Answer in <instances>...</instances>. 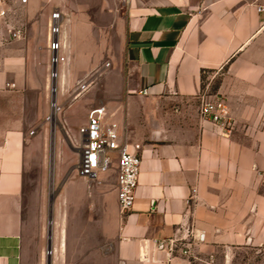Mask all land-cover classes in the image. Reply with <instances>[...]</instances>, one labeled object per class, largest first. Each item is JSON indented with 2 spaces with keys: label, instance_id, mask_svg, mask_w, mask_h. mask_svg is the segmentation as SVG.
I'll list each match as a JSON object with an SVG mask.
<instances>
[{
  "label": "crops",
  "instance_id": "0c3cea01",
  "mask_svg": "<svg viewBox=\"0 0 264 264\" xmlns=\"http://www.w3.org/2000/svg\"><path fill=\"white\" fill-rule=\"evenodd\" d=\"M257 5L0 0V264H43L39 221L23 204L27 128L23 119H9L8 110L23 109L34 96L33 135L41 128L47 84L40 59L56 11L67 57L71 21L113 20L119 55L102 106L129 149L140 145L133 206L119 216L115 183L100 255L113 264H229L234 249L264 245V12ZM204 92L228 106V135L198 120ZM63 120L71 124L70 113ZM188 230L205 236L193 247L196 260L169 257L162 243Z\"/></svg>",
  "mask_w": 264,
  "mask_h": 264
},
{
  "label": "rangeland",
  "instance_id": "374dc122",
  "mask_svg": "<svg viewBox=\"0 0 264 264\" xmlns=\"http://www.w3.org/2000/svg\"><path fill=\"white\" fill-rule=\"evenodd\" d=\"M50 24L51 19L47 22L48 45L40 59V71L47 84L44 96L46 111L41 128L32 134L36 125L29 121L38 117L34 96L33 99L27 96L29 102H26L23 109L10 107L8 110L9 119H23L27 128L24 208L31 214L32 219L38 218L43 264H46L47 258L50 264H113L111 260L100 255L98 247L113 220L112 198L116 176L114 166L99 174L89 191L86 181L78 174L76 165L79 160L78 129L85 124L88 111L102 105V91H112L113 88L110 82L115 70L112 61L119 55L116 51L119 30L110 19L71 21L72 50L71 57H67L64 53L66 43L62 38L64 22L59 24L57 55L63 60L56 66L55 102L59 110L56 113L52 136L54 148L50 178L49 148L52 123L47 120L51 109L52 81ZM106 79L108 83H104ZM87 82V89L81 92L79 87ZM206 83L204 79L203 88L207 87ZM214 85L211 84L212 87ZM69 113L72 122L66 124L63 118ZM107 116L109 114L106 111L104 124L116 121L115 118ZM50 181L55 197L52 206L51 254L48 255L46 246ZM260 192L264 194V175ZM229 264H264V245L234 249Z\"/></svg>",
  "mask_w": 264,
  "mask_h": 264
},
{
  "label": "built area",
  "instance_id": "2783aa9c",
  "mask_svg": "<svg viewBox=\"0 0 264 264\" xmlns=\"http://www.w3.org/2000/svg\"><path fill=\"white\" fill-rule=\"evenodd\" d=\"M257 5V12H264V0H254ZM261 3V4H260ZM60 14L56 11L51 14L50 51L51 66H57L63 59L57 55ZM51 72V79L56 78ZM87 83H83L79 90L84 92ZM146 95L147 91L140 92ZM56 105V103H55ZM50 103V107H55ZM51 114V109H50ZM106 114L104 106H97L90 109L86 116L85 124L78 129L79 145L77 148L79 160L76 165L78 174L86 181L87 190L90 191L99 174L108 171L112 166L116 167V193L117 207L120 217L126 216L134 203V193L137 186V179L140 170V145H129L126 139L118 133L115 123L104 124L103 117ZM50 116V115H49ZM198 120L208 123L219 129L223 135L231 131L233 121L230 117L228 106L225 101L215 95L206 92L198 97L197 105ZM33 134V132H32ZM205 239L203 233H196L188 230L184 236L167 239L162 243L165 246L169 257L180 255L185 258L196 260L193 256V247L202 243ZM208 264H213L210 261Z\"/></svg>",
  "mask_w": 264,
  "mask_h": 264
},
{
  "label": "water",
  "instance_id": "95a60500",
  "mask_svg": "<svg viewBox=\"0 0 264 264\" xmlns=\"http://www.w3.org/2000/svg\"><path fill=\"white\" fill-rule=\"evenodd\" d=\"M124 2V0H123ZM56 71V66L53 64L51 66V72L55 74ZM56 88H55V79H52L51 81V104L54 106L55 105V96ZM54 127L51 125V137H50V148H49V173H50V178H51V170L53 168V133H54ZM55 194H49L48 198V228H47V254H51V225H52V206H53V200H54ZM46 264H50L49 258L46 259Z\"/></svg>",
  "mask_w": 264,
  "mask_h": 264
},
{
  "label": "bare ground",
  "instance_id": "6f19581e",
  "mask_svg": "<svg viewBox=\"0 0 264 264\" xmlns=\"http://www.w3.org/2000/svg\"><path fill=\"white\" fill-rule=\"evenodd\" d=\"M58 110H59V108L57 107V105H55V107L52 106V108H51V114L47 118V120L52 123V127H54V124L56 123V118L55 117H56V113H57ZM53 193H54V191L52 189V183L50 181V194H53ZM62 246H63V244H62Z\"/></svg>",
  "mask_w": 264,
  "mask_h": 264
}]
</instances>
